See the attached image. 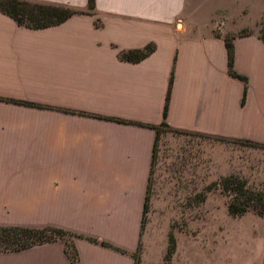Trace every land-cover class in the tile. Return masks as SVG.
Instances as JSON below:
<instances>
[{
	"label": "crops",
	"instance_id": "crops-1",
	"mask_svg": "<svg viewBox=\"0 0 264 264\" xmlns=\"http://www.w3.org/2000/svg\"><path fill=\"white\" fill-rule=\"evenodd\" d=\"M24 1L73 12L0 10V230L67 239L5 243L0 264H72L68 245L74 264H134L165 104L171 132L264 144V0Z\"/></svg>",
	"mask_w": 264,
	"mask_h": 264
},
{
	"label": "rangeland",
	"instance_id": "rangeland-1",
	"mask_svg": "<svg viewBox=\"0 0 264 264\" xmlns=\"http://www.w3.org/2000/svg\"><path fill=\"white\" fill-rule=\"evenodd\" d=\"M203 152L208 167L197 174ZM191 161L195 173L180 175L177 164ZM230 200L264 204V148L160 128L135 264H264V214H229ZM169 238L174 247L167 253Z\"/></svg>",
	"mask_w": 264,
	"mask_h": 264
},
{
	"label": "trees",
	"instance_id": "trees-1",
	"mask_svg": "<svg viewBox=\"0 0 264 264\" xmlns=\"http://www.w3.org/2000/svg\"><path fill=\"white\" fill-rule=\"evenodd\" d=\"M87 5L89 8L93 7V0H87ZM26 6H30L29 9H27ZM0 10L12 18L16 19V21L24 26H33V27H40L47 25L48 23L52 21H59L63 18L69 16L73 10L67 9V8H53L51 6H44V5H33L29 4L28 2L24 0H0ZM53 11H58V16L55 20L50 19V15ZM26 17L27 20L24 18ZM259 37L264 40V24L261 25L259 28ZM224 44L227 52V67H228V73L231 76L242 78L238 74H236L232 70V49H231V42L229 37L224 38ZM151 51V46L145 47L141 51H129L122 54V57L127 60H132V55H135V59L141 58L142 56L146 55ZM167 99V97H166ZM166 106V104H165ZM165 106L163 110V121L159 126L165 127L164 123V116H165ZM155 129L158 130V126H155ZM251 146L255 147H261L264 148V144L262 143H255V142H243ZM239 192L243 194H247L242 190V184L239 183ZM147 192V189H146ZM249 196V195H248ZM146 197V195H145ZM247 200V199H245ZM259 200V198H258ZM258 204V205H257ZM253 204L249 203L248 201H233L230 200L227 204V211L229 214H241L245 212L246 210H252L253 212L263 215L264 214V204L263 201H259V203ZM145 203L143 205L144 209ZM142 221V216H141ZM51 232H55L56 234H61V231H55L51 229H28V230H22L19 228H9V229H2L0 230V242L4 243H10V244H16L18 247H21L22 245L19 244L22 241V244H25V241H28L29 243H37L41 241L48 240L55 236ZM138 247V246H137ZM173 240L172 238H169V247L167 249V253L171 252L173 250ZM67 256L69 257L72 264L76 262V254L74 249L68 245L67 249ZM135 264V260H134Z\"/></svg>",
	"mask_w": 264,
	"mask_h": 264
}]
</instances>
